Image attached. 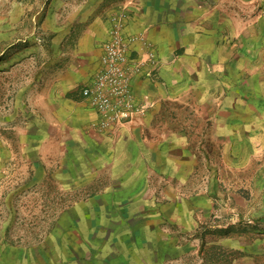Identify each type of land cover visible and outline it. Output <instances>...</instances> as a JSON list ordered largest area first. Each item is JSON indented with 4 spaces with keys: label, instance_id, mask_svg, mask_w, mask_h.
I'll list each match as a JSON object with an SVG mask.
<instances>
[{
    "label": "crops",
    "instance_id": "0c3cea01",
    "mask_svg": "<svg viewBox=\"0 0 264 264\" xmlns=\"http://www.w3.org/2000/svg\"><path fill=\"white\" fill-rule=\"evenodd\" d=\"M74 3L61 7L71 11L61 22L82 32L58 35L76 37V48L53 74L35 116L44 132L31 139L39 165L74 170L83 194L62 211L72 219L48 256L14 264H203L202 235L223 208L211 165H247L245 154L256 152L264 135V15L252 13H264V4ZM121 8L161 64L153 80L133 85L149 104L145 114L108 134L90 126L98 115L80 88L98 66L110 13ZM215 226L221 233L227 225Z\"/></svg>",
    "mask_w": 264,
    "mask_h": 264
},
{
    "label": "rangeland",
    "instance_id": "374dc122",
    "mask_svg": "<svg viewBox=\"0 0 264 264\" xmlns=\"http://www.w3.org/2000/svg\"><path fill=\"white\" fill-rule=\"evenodd\" d=\"M77 1L0 0V264L44 260L72 219H63L62 211H71L83 194L74 170L39 165L33 141L44 132L35 116L53 74L76 48V37L67 42L58 35L82 32L61 22L71 12L61 7ZM259 12L264 15L252 11ZM245 160L247 165H211L223 208L202 235L203 264H264V135ZM218 222L227 225L221 233Z\"/></svg>",
    "mask_w": 264,
    "mask_h": 264
},
{
    "label": "built area",
    "instance_id": "2783aa9c",
    "mask_svg": "<svg viewBox=\"0 0 264 264\" xmlns=\"http://www.w3.org/2000/svg\"><path fill=\"white\" fill-rule=\"evenodd\" d=\"M130 16L125 8L110 13L98 66L80 88L98 115L90 126L108 134L145 114L149 104L133 85L137 80H153L161 64L147 35L129 30Z\"/></svg>",
    "mask_w": 264,
    "mask_h": 264
}]
</instances>
